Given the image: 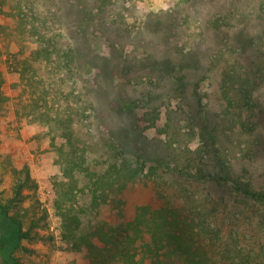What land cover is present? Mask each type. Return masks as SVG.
I'll return each instance as SVG.
<instances>
[{"label":"rangeland","instance_id":"obj_1","mask_svg":"<svg viewBox=\"0 0 264 264\" xmlns=\"http://www.w3.org/2000/svg\"><path fill=\"white\" fill-rule=\"evenodd\" d=\"M178 1L141 0L138 7L145 12H158L174 7ZM51 5L50 0H0V163L6 186L10 187L15 178L23 180L25 169L35 184L23 190L29 201L20 208L24 221L33 218L38 222L39 239L27 243L33 251L24 257L26 263L90 264L87 249H76L64 238L62 218L56 209L53 177L59 166L55 162V148L63 141L55 132L57 126H64L67 132L71 129L79 140L108 150L113 161L110 148L105 146L110 141L106 126L120 124L125 127L127 140L137 139L139 146L160 149V145L170 141L174 158L182 162L194 157L202 125L196 115V99L189 91L182 96L181 105L189 107L174 115L170 129L164 128L166 107L161 108L154 125L149 124L154 115L145 117L142 109H138L136 117L114 114L101 92L97 94L89 89L91 75L79 72V67L69 70L66 66L63 50L56 46L55 34L66 35L67 30L64 26L49 28L45 23ZM190 8V21L201 22L192 24L193 34L202 31L210 40L216 25L212 23L218 18L220 25L223 22V32L234 33L238 31L234 28L255 21L264 27V0H194ZM259 35L258 45L246 49H238L226 39L219 43L214 62L217 76L204 83L202 89L207 95L204 102L208 111L220 123L216 135L222 160L261 191L264 190V122H261L264 111L260 119L255 112L264 110V30ZM97 81L102 82L101 78ZM147 81L144 75L130 78L117 69L114 85L102 84L101 90L123 95L151 89L154 93L145 99L153 107L169 93L170 81L165 76L155 88ZM174 100L168 104V110L176 104L177 99ZM118 164L119 180L127 185L120 194L121 201L118 207L107 203L93 211L89 215L92 223L104 220L121 225L135 215L139 206H151L153 210L169 194L178 204L190 205L192 196L207 220L221 228L224 243L231 248L239 246L244 254H252L255 262L264 264V203L246 199L227 185L203 180L180 182L177 176L162 171H158L157 179L130 183L129 168L123 161ZM12 169L16 170L15 175L10 172ZM47 188L53 193L49 205L42 195ZM220 264L229 262L220 261Z\"/></svg>","mask_w":264,"mask_h":264},{"label":"trees","instance_id":"obj_2","mask_svg":"<svg viewBox=\"0 0 264 264\" xmlns=\"http://www.w3.org/2000/svg\"><path fill=\"white\" fill-rule=\"evenodd\" d=\"M140 1L50 0L52 11L45 23L49 28L65 27L67 34H55V38L56 46L63 50L66 66L69 70L79 67V72L90 74L89 89L97 94L101 92L118 116L136 117L138 109H142L145 117L154 115L149 122L154 125L161 108L166 107L164 128L170 129L174 115L189 107L181 106L182 96L191 92L202 125L198 149L194 157L178 162L170 141L160 145V149H149L139 146L137 139L128 141L124 126L107 125L110 141L105 146L113 155L111 161L108 150L96 148L75 138L71 129L67 132L64 126H57L55 132L63 141L55 148L59 172L53 181L63 236L76 249H87L90 264H220V261L259 264L252 254H244V249L224 243L221 228L207 220L192 196L190 205L178 204L169 194L153 210L151 206H139L135 215L121 225L89 220V215L103 204L118 207L120 194L127 187L119 180L121 161L131 172L130 183L157 179L158 171H162L177 176L180 182L203 180L227 185L246 199L264 203V190L254 189L250 180L236 174L222 160L216 135L220 123L208 111L204 102L207 95L202 89L204 83L217 76L214 70L217 45L225 39L234 42L238 49L258 45L264 27L255 21L234 28L238 30L234 33L223 32V22L220 25L218 18L212 23L217 26L210 40L202 31L193 34L191 30L192 24H201L189 19L194 0H179L174 7L158 12L141 10ZM117 69L130 78L146 76L152 88L166 76L170 81L169 93L151 107L145 99L151 98L154 93L151 89L145 92L134 89L137 94L123 95L101 90L102 84L114 85ZM99 78L101 83L97 81ZM172 99L177 102L168 110ZM263 111L257 110L256 117ZM3 170L0 163V264H27L24 257L33 251L27 243L39 239L38 222L33 218L24 221L20 208L29 201L23 190L35 184L25 169L24 179L15 178L8 187ZM10 172L17 173L14 169Z\"/></svg>","mask_w":264,"mask_h":264},{"label":"built area","instance_id":"obj_3","mask_svg":"<svg viewBox=\"0 0 264 264\" xmlns=\"http://www.w3.org/2000/svg\"><path fill=\"white\" fill-rule=\"evenodd\" d=\"M43 200L46 203V205L51 204L52 199H53V193H52V189L47 188L43 193ZM57 233L60 234V230H57Z\"/></svg>","mask_w":264,"mask_h":264}]
</instances>
